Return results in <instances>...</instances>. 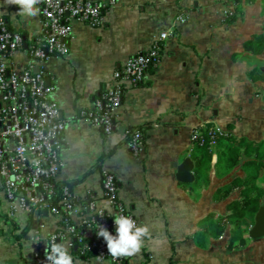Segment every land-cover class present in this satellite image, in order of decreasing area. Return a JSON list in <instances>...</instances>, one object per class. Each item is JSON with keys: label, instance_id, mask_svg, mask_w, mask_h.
<instances>
[{"label": "crops", "instance_id": "crops-1", "mask_svg": "<svg viewBox=\"0 0 264 264\" xmlns=\"http://www.w3.org/2000/svg\"><path fill=\"white\" fill-rule=\"evenodd\" d=\"M233 10L231 0H117L105 10L101 26L73 23L67 56H51L42 67L34 66L46 73L66 123L59 180L71 183L78 195L92 191L98 205L108 209L101 196L100 173L107 169L116 176L120 199L148 228L142 249L129 264H264V236L228 250L233 220L222 236L198 237L210 215L229 214L230 199H216L217 190L243 175L241 165L222 168L217 152L223 145L212 148L206 182L196 195L189 191L194 181L175 178L177 165L186 157L195 162L194 128L207 124L264 145V82L248 76L255 67L264 71V53L244 50V44L262 32L264 0L247 4L243 15L228 23ZM0 17L26 41L42 31L39 12L22 15L13 0H0ZM167 29L171 34L161 41L156 65L142 83L124 89L117 110L120 126L104 135L84 121L79 111L91 109L95 99L112 87L113 72L135 52L148 50ZM28 61L23 50L10 59L17 66ZM139 125L147 126L145 149L134 155L124 141V130ZM192 173L195 180V165ZM235 196L237 192L231 197ZM7 211L0 181V264H33L25 252L33 248L29 232L44 223L43 233L50 234L56 219L45 213L33 217L32 224L29 217L16 222ZM77 264L110 262L97 261L92 254Z\"/></svg>", "mask_w": 264, "mask_h": 264}, {"label": "built area", "instance_id": "built-area-1", "mask_svg": "<svg viewBox=\"0 0 264 264\" xmlns=\"http://www.w3.org/2000/svg\"><path fill=\"white\" fill-rule=\"evenodd\" d=\"M116 3L117 0H38L42 31L29 43L20 33L9 31L5 19L0 17V181L8 206L7 217L17 222L20 217L27 219L30 215L41 218L45 212L56 219L50 234L43 233L44 223L29 232L33 248L25 252L33 264H49L46 242H32L40 235L49 244L53 238L64 243L73 255L74 264L92 254L97 261L129 264V259L138 252L113 257L103 237L96 235L95 221L115 233L112 217L116 214L129 215L140 224L120 199L118 182L112 172L100 170L101 196L108 202V209L98 205V196L89 190L78 195L64 186L62 193L55 196L63 165L61 150L66 123L59 115L58 104L52 98L53 87L47 84L45 72L43 69L34 72V66L42 67L49 57L68 55L75 21L99 27L104 23L105 10ZM182 18L178 16L179 20ZM169 34V29L160 32L148 50L129 56L113 72L112 87L95 99L91 109L80 110L79 116L106 135L112 134L120 126L117 110L124 89L142 83L148 69L159 59L161 41ZM19 50L29 58L26 65L10 62ZM200 127L192 131L195 144H203ZM217 131L218 134L225 132ZM142 136L140 131H134L126 142L134 155H140L145 149ZM214 143L213 140L210 145Z\"/></svg>", "mask_w": 264, "mask_h": 264}, {"label": "trees", "instance_id": "trees-1", "mask_svg": "<svg viewBox=\"0 0 264 264\" xmlns=\"http://www.w3.org/2000/svg\"><path fill=\"white\" fill-rule=\"evenodd\" d=\"M231 1L234 4V10L227 17L228 23L233 22L238 16L243 15L247 4L256 2L257 0ZM8 29L12 31L9 27ZM21 35L26 41V36L23 33ZM26 42L29 43L28 41ZM244 50L252 55H261L264 53V27L260 34L254 36L252 40L244 44ZM248 76L254 82H264V71L258 67L251 69L248 72ZM146 128V125L126 127L124 130V141L127 142L134 131H140L143 135L142 137L145 138ZM199 130L201 132L200 140H203V144L194 145L195 150L193 154L196 153V156H194L195 162L193 163L195 165L196 178L193 183L189 184V191L196 195V190L201 186L203 181L206 182V172L208 164L211 161V151L216 145H223V149L217 152L218 161L222 163V168L224 170H231L241 165L243 175L233 178L229 183L217 190L215 193L216 199H230L227 205L229 214L221 218L210 215L205 219L204 231L198 237L202 236L206 238L211 235L214 237L222 236L226 232L229 220H233L234 234L232 232V237L228 239L227 248L230 251L237 250L242 248L250 238L248 234L249 226L253 224L254 216L260 205L264 204V145L262 143L250 142L244 138H236L229 131L218 134L216 128L207 124L200 127ZM102 134L105 135L103 132ZM213 140L215 141L214 145H210ZM70 184L60 181L56 186L57 192L55 196H59L62 193L64 186L70 188ZM234 192H237V196L231 197ZM32 221L33 216L30 215L28 222L32 224Z\"/></svg>", "mask_w": 264, "mask_h": 264}, {"label": "clouds", "instance_id": "clouds-1", "mask_svg": "<svg viewBox=\"0 0 264 264\" xmlns=\"http://www.w3.org/2000/svg\"><path fill=\"white\" fill-rule=\"evenodd\" d=\"M22 15L35 16L39 9L35 7L38 0H13ZM14 179V178H13ZM101 216H103L101 214ZM113 218L115 233L110 232L103 224L95 221L97 237H103L106 242L108 253L113 257L132 255L139 251L143 246L144 240L148 235V228L138 224L129 215L116 214ZM46 242V260L49 264H74L73 255L68 247L62 242H56L53 238L49 244L44 235L36 237L32 242Z\"/></svg>", "mask_w": 264, "mask_h": 264}, {"label": "water", "instance_id": "water-1", "mask_svg": "<svg viewBox=\"0 0 264 264\" xmlns=\"http://www.w3.org/2000/svg\"><path fill=\"white\" fill-rule=\"evenodd\" d=\"M39 68H35L34 72H38ZM194 163L190 157H186L179 165H177V171L175 178L178 181L190 183L194 181ZM45 214V212H44ZM249 237L256 239L264 236V204H261L258 211L254 216L253 225L248 231Z\"/></svg>", "mask_w": 264, "mask_h": 264}, {"label": "rangeland", "instance_id": "rangeland-1", "mask_svg": "<svg viewBox=\"0 0 264 264\" xmlns=\"http://www.w3.org/2000/svg\"><path fill=\"white\" fill-rule=\"evenodd\" d=\"M214 145V144H213Z\"/></svg>", "mask_w": 264, "mask_h": 264}]
</instances>
